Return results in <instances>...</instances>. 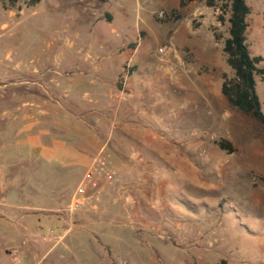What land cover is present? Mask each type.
<instances>
[{"label":"rangeland","instance_id":"1","mask_svg":"<svg viewBox=\"0 0 264 264\" xmlns=\"http://www.w3.org/2000/svg\"><path fill=\"white\" fill-rule=\"evenodd\" d=\"M88 1L41 0L33 6L28 4L29 0H20L14 6L12 0L0 1V133L7 131L4 139L8 145L15 142V135L8 131L19 121L11 114L12 110L19 107V113H25L27 71L77 58L71 54L65 39L67 34L73 39L68 29L83 31L78 46L94 39L88 35L89 17L84 12ZM96 1L115 17L119 30L135 41V32L141 28L135 47L129 49L128 59L135 54L141 40L149 57H139L138 62L151 66L170 60L174 47L195 48V54L189 49L184 53L189 61L185 77L182 72L174 71L173 77L162 83L172 98L173 113L162 106L154 120L158 129L188 139L181 145L179 156L188 165L178 164L170 174L163 168L162 178L169 183L162 190L164 195L155 198L148 183L126 182L114 168L120 179L113 185L122 189L131 187L119 204H136L134 196L127 200L135 186L153 195L152 201L141 214L137 213V219L131 215L105 235H97L93 254L81 252L77 260L68 257L57 264H217L222 261L264 264V126L233 107L221 92L222 74L233 76L223 52L224 40L229 36L228 16L220 20L218 8L208 7L199 0L182 9L179 0H110L105 4ZM246 1L251 9L247 41L252 55L262 57L260 67L264 68V0ZM173 9L182 12V19L166 23L156 20L160 12ZM97 25L105 38H116L106 22ZM215 35L221 40L217 41ZM133 67L134 58L126 89L128 95L132 94ZM196 69L205 72L210 86ZM16 81L20 83L12 85ZM256 81L264 113V80L256 76ZM119 92L120 80L115 99L123 105L126 102H120ZM220 140L230 141L235 152L229 154L220 149L217 145ZM5 143L0 142V153L1 161L6 164L4 174L9 177L10 163L25 157L27 148ZM27 167H14L12 179L3 178L0 264H11L21 250L16 243L15 217L10 213L12 203L26 202L28 198L29 205L43 203V197L31 189L35 185L34 173L27 172ZM148 168L151 170V166ZM35 173L47 178L48 186L65 184L71 192L76 187L75 183H61L54 166L42 165ZM50 234L56 237V232ZM80 246L88 249L85 243ZM24 252L31 253L32 248L26 247Z\"/></svg>","mask_w":264,"mask_h":264},{"label":"crops","instance_id":"2","mask_svg":"<svg viewBox=\"0 0 264 264\" xmlns=\"http://www.w3.org/2000/svg\"><path fill=\"white\" fill-rule=\"evenodd\" d=\"M101 1L105 4L110 0ZM84 6L89 17L88 35L94 39L78 46L77 40L81 39L83 31L68 29L73 39L68 34L65 39L71 54L77 58L27 71L25 113H19V107L11 112L16 121L19 120L8 131L15 135V142L8 145L4 139L7 131L0 133L6 145L27 148L25 157L10 163L9 177L4 174L6 164L1 161L0 153V172L5 181L12 179L14 167L28 166L27 172L34 173L35 185L31 189L35 195L43 197L41 206L35 202L29 205V198L26 202L12 203L10 213L15 217L16 243L21 250L11 264H57L68 257L77 260L81 252L93 254L97 235H105L131 215L137 219V213L141 214L153 195L154 198L164 195L162 190L167 188L169 180L162 178L163 168L170 174L178 164L188 165L179 158L181 145L188 139L158 129L154 120L158 111L163 110L162 106L173 113L172 98L162 83L171 79L174 71L182 72L185 77L189 61L185 60L184 53L187 49L194 53L195 48L174 47L170 60L151 66L138 62L139 57H149L143 50L142 40L139 41L133 56L132 94L120 105L115 93L129 49L135 47L141 28L135 32V41L119 30L115 17L109 15L106 8L99 7L98 1L90 0ZM100 21L107 23L115 39L104 37L97 25ZM195 72L205 79L204 71L196 69ZM205 80L210 86L209 78ZM19 83L16 81L12 85ZM102 150L110 155L112 167L123 180L148 183L154 194L149 195L135 186L127 200L131 201L134 196L136 204L122 206L118 201L131 187L103 185L99 195L85 199L83 206L69 215L65 211L77 187ZM138 154L144 157V166L135 159ZM42 165L54 166L61 183H75L74 191L66 189L65 184L48 186L49 180L35 173ZM67 198L69 202L64 204ZM51 231L56 232V237H51ZM82 243L88 249H80ZM26 247L32 248V252H24Z\"/></svg>","mask_w":264,"mask_h":264},{"label":"trees","instance_id":"3","mask_svg":"<svg viewBox=\"0 0 264 264\" xmlns=\"http://www.w3.org/2000/svg\"><path fill=\"white\" fill-rule=\"evenodd\" d=\"M2 1V0H0ZM20 0H12L14 6ZM41 0H29L28 4L36 5ZM107 1V0H105ZM194 0H180L179 8L187 7ZM205 1L208 7H216L221 11L220 20L229 24V36L224 40L223 52L226 56L228 66L233 70V76L222 74L221 92L227 101L246 115L256 118L264 126V113L257 93L256 76L264 80V68L260 67L262 57L252 55L247 41V30L249 28L248 17L251 9L246 0H199ZM183 15L179 9L169 12L164 11L163 16H157L158 22L179 21ZM217 41L221 40L215 35ZM220 149L229 154L235 152L232 143L228 140L217 142ZM217 264H226L225 261Z\"/></svg>","mask_w":264,"mask_h":264},{"label":"built area","instance_id":"4","mask_svg":"<svg viewBox=\"0 0 264 264\" xmlns=\"http://www.w3.org/2000/svg\"><path fill=\"white\" fill-rule=\"evenodd\" d=\"M163 15V11L159 13L160 17ZM133 56H131L126 62L120 77V95L118 97L120 102H127L129 98L126 89L129 85L132 73ZM137 156V160L144 164L145 159L142 157V155L138 154ZM110 158V155L106 154L104 150L100 151L97 157H95L91 167L85 173L82 181L76 189L72 202L65 212L72 214L74 211L83 206L85 199L99 193L103 185L119 182V174L112 167ZM4 188L5 183L0 172V194L3 193Z\"/></svg>","mask_w":264,"mask_h":264}]
</instances>
